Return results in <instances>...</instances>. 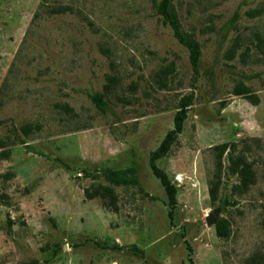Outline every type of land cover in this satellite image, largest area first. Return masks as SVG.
<instances>
[{
  "label": "rangeland",
  "instance_id": "1",
  "mask_svg": "<svg viewBox=\"0 0 264 264\" xmlns=\"http://www.w3.org/2000/svg\"><path fill=\"white\" fill-rule=\"evenodd\" d=\"M160 1L0 0V264H264V0H171L199 42L196 70ZM240 82L256 104L234 93ZM186 95L181 132L155 160L176 187L170 217L150 157ZM224 142L255 181L236 187L227 149L211 201ZM107 168L137 183L112 185ZM99 183L114 205L85 196Z\"/></svg>",
  "mask_w": 264,
  "mask_h": 264
},
{
  "label": "trees",
  "instance_id": "2",
  "mask_svg": "<svg viewBox=\"0 0 264 264\" xmlns=\"http://www.w3.org/2000/svg\"><path fill=\"white\" fill-rule=\"evenodd\" d=\"M156 8H157V12L162 17L163 22L165 24H168L172 28L176 39L188 49L191 64L193 66V69L196 70L200 59L199 42L182 29V27L180 26L177 12L171 3V0H161ZM65 10L66 7L60 5L57 7H53L51 11L59 13V12H64ZM108 80L109 83H114L113 76H110ZM109 83L105 85L106 89H110L111 85ZM233 90L236 95H245L254 104H256L259 100L258 96L255 93H252L250 88L244 85L242 82L235 85ZM191 97H192L191 95H186L181 99L180 105L178 107L179 109L177 110L174 117V127L167 132V134L165 135L159 146L154 151H152L150 157L151 168L153 173L155 174L156 177L160 179V181L167 190L169 204L171 206V209L168 212L170 217H172L173 208L177 203L176 187L173 183H171L167 174L155 164V160L167 154L172 144L177 140V136L182 129L187 108L191 104ZM93 99L95 103L100 107L106 104V101L103 98V94L97 93L94 95ZM64 107L65 109L70 108L68 107V105H64L63 108ZM21 130L25 135H27L32 131V125L24 124L21 126ZM6 144H7L6 139L0 138V148L5 147ZM212 148L213 150L216 151L218 160H217L216 173L208 181L209 197L211 201H215L217 199L218 189L221 181V168H222L221 157L227 149H229V161H230V164L228 165V169L232 173H237L239 178V184L236 187L240 191H243L247 189L252 183H254L255 173L252 168L251 162L247 161L243 153L239 155H233V151L235 150L234 143L224 142L214 145ZM0 154H2L3 156H7L8 151L4 149L0 152ZM104 172L106 179L112 185H122V184L126 185V184L137 183L136 177L129 176L122 170L107 168L105 169ZM84 191H85V196L87 198L92 199L95 197H100L108 206L114 205L117 198L115 190L111 185H106L101 183L92 184L90 187L85 188ZM2 197L3 195L0 194V199ZM215 226H216V234L218 237L227 238L229 236L230 230L227 219L225 218L217 219ZM190 262L191 264H193V261L191 259ZM259 262L260 261L256 257H252L251 259H248L246 264H259Z\"/></svg>",
  "mask_w": 264,
  "mask_h": 264
},
{
  "label": "water",
  "instance_id": "3",
  "mask_svg": "<svg viewBox=\"0 0 264 264\" xmlns=\"http://www.w3.org/2000/svg\"><path fill=\"white\" fill-rule=\"evenodd\" d=\"M205 220H206V223H207V224H211V223H213V222L215 221V216H214V214H212V213L208 214V215L206 216Z\"/></svg>",
  "mask_w": 264,
  "mask_h": 264
}]
</instances>
